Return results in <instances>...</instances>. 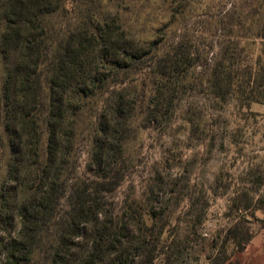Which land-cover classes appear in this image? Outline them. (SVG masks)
<instances>
[{
  "label": "rangeland",
  "instance_id": "374dc122",
  "mask_svg": "<svg viewBox=\"0 0 264 264\" xmlns=\"http://www.w3.org/2000/svg\"><path fill=\"white\" fill-rule=\"evenodd\" d=\"M75 3L99 20L117 16L142 50L132 66L101 68L109 76L108 88L69 119L65 128L74 129L69 156L73 172L61 180V196L43 223L42 253L35 259L46 263L50 245L71 219L72 198L78 189H87L93 210L100 212L97 227L87 226L90 238L76 240L79 258L100 231L125 227L131 236L118 247L131 252L127 264H264V228L255 219L264 214V151L258 149L264 148V104L246 106L239 92L246 88L250 71L255 75L264 68L257 18H247L258 2ZM227 47L237 49L236 92L217 98L206 81ZM4 72L0 64V78ZM119 97H124L123 104ZM97 154L103 155L101 170ZM7 161L0 134V212ZM23 166L26 181L21 185L27 188H19L17 201L13 205L10 200V209L0 214L5 244L9 233L18 235L20 206L35 193L31 168ZM13 185L8 195L15 197Z\"/></svg>",
  "mask_w": 264,
  "mask_h": 264
},
{
  "label": "trees",
  "instance_id": "16d2710c",
  "mask_svg": "<svg viewBox=\"0 0 264 264\" xmlns=\"http://www.w3.org/2000/svg\"><path fill=\"white\" fill-rule=\"evenodd\" d=\"M252 1L259 6L248 12L247 18L252 22L257 18L259 38L264 41V0ZM69 5V0H0V64L5 70L0 78V134L8 155L1 212L10 209V205L6 207L10 200L14 205L19 188H27L21 185L26 181L21 175L23 165L31 168L35 186V193L20 206L18 235L9 233L6 244L0 239V264H40L35 257L42 253L39 235L43 223L56 209L61 180H68L73 172L69 156L74 129L65 127L95 95L108 88L109 76L102 75L101 68L122 70L140 58L142 48L135 47L117 16L99 20L83 13L75 0ZM236 54V47L225 48L207 78L206 86L217 98L236 92ZM260 62L254 65L259 67ZM248 75L246 88L239 89L244 104H264V68ZM123 100L118 98L120 104ZM96 156L101 170L103 155ZM10 184H14L15 197L8 195ZM89 198L87 189H78L72 198L71 219L50 245L45 264L128 263L131 252L118 247L122 238L129 240L131 236L125 227L112 233L100 231L86 255L79 258L76 240L84 236L88 240L87 226L94 229L98 224L100 211L93 210Z\"/></svg>",
  "mask_w": 264,
  "mask_h": 264
},
{
  "label": "crops",
  "instance_id": "0c3cea01",
  "mask_svg": "<svg viewBox=\"0 0 264 264\" xmlns=\"http://www.w3.org/2000/svg\"><path fill=\"white\" fill-rule=\"evenodd\" d=\"M259 150H263L264 151V148H258ZM257 153L259 154V151H257ZM262 153V152H261ZM255 219L259 222L260 220L262 221V225H261V227H260V229L262 230L263 228H264V214L263 215H255ZM256 227H257V229H258V225H255ZM260 229H258L257 230V232L258 231H261ZM256 232V233H257ZM252 241V240H251ZM251 243V242H250ZM248 246H250V244L248 245ZM247 250V249H246Z\"/></svg>",
  "mask_w": 264,
  "mask_h": 264
}]
</instances>
